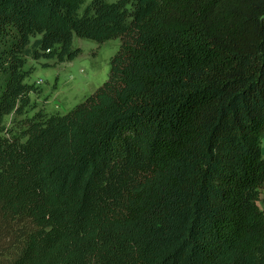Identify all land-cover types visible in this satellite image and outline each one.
Instances as JSON below:
<instances>
[{
  "label": "trees",
  "instance_id": "trees-1",
  "mask_svg": "<svg viewBox=\"0 0 264 264\" xmlns=\"http://www.w3.org/2000/svg\"><path fill=\"white\" fill-rule=\"evenodd\" d=\"M75 38L108 80L28 116ZM263 144L264 0H0V264H264Z\"/></svg>",
  "mask_w": 264,
  "mask_h": 264
},
{
  "label": "rangeland",
  "instance_id": "rangeland-1",
  "mask_svg": "<svg viewBox=\"0 0 264 264\" xmlns=\"http://www.w3.org/2000/svg\"><path fill=\"white\" fill-rule=\"evenodd\" d=\"M74 45L81 48L82 53L71 62L57 64L55 60H29V65L34 66L35 71L27 82L36 84L39 90L31 93L37 109L28 116H33L39 110L47 114H65L108 80L111 59L118 52L121 40L117 38L99 44L75 38ZM6 123L9 127L16 124L13 116H8ZM260 206L264 209V188L261 191Z\"/></svg>",
  "mask_w": 264,
  "mask_h": 264
}]
</instances>
